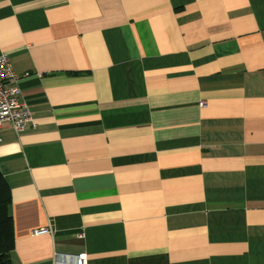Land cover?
<instances>
[{"label": "crops", "instance_id": "obj_1", "mask_svg": "<svg viewBox=\"0 0 264 264\" xmlns=\"http://www.w3.org/2000/svg\"><path fill=\"white\" fill-rule=\"evenodd\" d=\"M2 54L13 264H264V0H0Z\"/></svg>", "mask_w": 264, "mask_h": 264}, {"label": "built area", "instance_id": "obj_2", "mask_svg": "<svg viewBox=\"0 0 264 264\" xmlns=\"http://www.w3.org/2000/svg\"><path fill=\"white\" fill-rule=\"evenodd\" d=\"M21 77L16 73L9 55H0V131L11 125L17 134L24 132L33 123V114L21 97ZM202 106L205 103H201ZM84 235L82 234L81 237ZM91 264L86 253L55 257L56 264Z\"/></svg>", "mask_w": 264, "mask_h": 264}, {"label": "trees", "instance_id": "obj_3", "mask_svg": "<svg viewBox=\"0 0 264 264\" xmlns=\"http://www.w3.org/2000/svg\"><path fill=\"white\" fill-rule=\"evenodd\" d=\"M11 200L12 188L0 166V264H13L11 253L16 242L10 211Z\"/></svg>", "mask_w": 264, "mask_h": 264}]
</instances>
